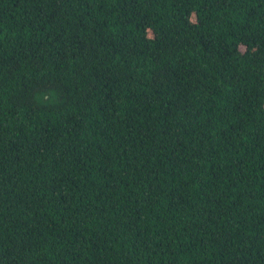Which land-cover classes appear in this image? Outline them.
<instances>
[{
	"label": "trees",
	"instance_id": "16d2710c",
	"mask_svg": "<svg viewBox=\"0 0 264 264\" xmlns=\"http://www.w3.org/2000/svg\"><path fill=\"white\" fill-rule=\"evenodd\" d=\"M0 264H264V0H0Z\"/></svg>",
	"mask_w": 264,
	"mask_h": 264
}]
</instances>
